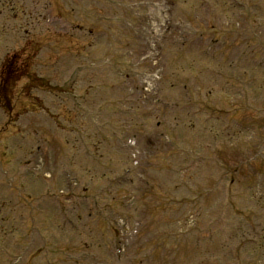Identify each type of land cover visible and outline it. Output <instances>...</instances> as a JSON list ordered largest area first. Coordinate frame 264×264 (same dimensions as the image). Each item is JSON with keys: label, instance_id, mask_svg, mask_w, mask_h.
Returning <instances> with one entry per match:
<instances>
[{"label": "rangeland", "instance_id": "rangeland-1", "mask_svg": "<svg viewBox=\"0 0 264 264\" xmlns=\"http://www.w3.org/2000/svg\"><path fill=\"white\" fill-rule=\"evenodd\" d=\"M196 0H194L195 2ZM193 2V3H194ZM187 6L186 8H188ZM182 9H180L181 11ZM202 19H204L202 17ZM67 20L65 21V24H63L62 27H65L67 25ZM256 25L258 22L255 20L253 21ZM118 27H123L121 22L118 23ZM40 25V22L36 20V28ZM51 26V25H50ZM125 29V28H124ZM126 30V29H125ZM260 35V33L258 32ZM263 33H261V36ZM254 36V35H253ZM84 38V37H83ZM174 37H169V39L166 40H160L157 44L154 45L153 49H158V54L155 56V61H157V69L158 72H156V69H154V64L147 63L146 69L143 71L145 72H152L153 75L152 78H157L154 83L155 90L159 91L158 94H155L152 99L158 98V97H164V93L166 88H168V83H170V78L173 79L177 76V72L172 73L171 71H167L166 66H169L170 60L173 61L174 66L176 67V54H170L169 52H163L162 48H170L169 46L176 48L177 41L174 40ZM37 40V38H36ZM104 40V39H103ZM256 40V41H255ZM106 41V40H104ZM258 41V42H257ZM43 41L40 42L42 44ZM78 45H82L84 41L78 40ZM26 43H29L26 41ZM194 44L199 45L201 48L203 46L200 45L197 42H192ZM248 43L250 45L255 46V51L252 54V51H248V54L244 55L238 51V49L233 48L230 51V54H228V61L231 64V68L235 70H228L226 72L220 71L216 75V85H215V93L214 99H216V102H208L209 109L221 117V121L218 122H209L204 123L198 115H195V113H184L182 107L180 106L182 100H185L186 97L190 99H196V87L194 85H190L188 88V92L185 93L182 89H179L180 93L176 94L177 99L175 100L178 103V107L174 106L172 109H175L176 111L173 112L174 118L173 119H163L160 116V120L163 122V126L161 127V130H163L165 127L171 126V138L170 143L168 145H165L163 141L161 140H155L153 141V135H150V137H139L137 136L136 142L134 146H128L126 150H129V156H127V162L126 164H121V167L117 170L114 174V176H118L121 173V169L124 166H131L132 167V174L130 175L132 178H134V174H136L141 181L144 182L145 178L148 180L150 178V185L151 196H157L158 194L155 193V190H157L158 193H164V189L166 188V193L169 194L175 198V201L177 203L188 200V198H182V193L185 191V187L183 186L185 180L193 177L196 175V179L200 176V180L198 182H202L203 184H208L210 180L214 183H218V176L210 177L208 174L211 172L210 165L213 166V168L217 172H227V170H231L234 173V176L237 177V183H239V177L244 174L245 165L247 161V155L246 153L242 156L239 155V150L242 148V146L248 144H252L251 142H254L256 139V133L252 136V134L247 131L243 127L244 125L248 124H255V121H250L251 118H240V116H248L250 115L251 107L256 111L255 115H259L257 117V121H259V124L262 123L263 117H264V103L256 102L254 98V94H256L259 91V88H264V79L259 82V85L255 83L251 87L249 86V92L248 94L252 97L251 102L254 103L253 106H251V102L247 105L248 110H243L244 106L240 108L238 112H235L234 109L238 105L237 102H243V98L240 95V92L238 89H232L227 91L225 89V85L228 86V82H225L227 79L231 77V79L238 78V82L244 83V81H248V78L252 77L254 78L256 76L252 75L251 69L253 67H256L259 59V53L264 52V37H260V39H256L254 36V40H249ZM172 44V45H171ZM189 44V43H187ZM146 46H149L148 44H145ZM21 46V43H18V47ZM263 46V48L260 50V48ZM36 46H32L29 48V51L31 52ZM196 48V47H193ZM68 53L63 52L62 56H70L72 57V60L76 57L74 55L75 52H73L72 48L67 49ZM259 52V53H258ZM106 54V52H105ZM97 55V54H96ZM100 55H102V51H100ZM98 56V55H97ZM47 58V55L44 57V59ZM82 58V57H80ZM78 59V58H77ZM240 61H236L239 60ZM35 58L32 60H26L27 65L31 61L33 62ZM175 61V62H174ZM249 61V71L245 70H239V67L243 63V66L247 69V62ZM260 61V60H259ZM151 64V65H150ZM142 65L145 66L144 63L139 64V68L142 67ZM82 66V65H81ZM263 69H264V62H263ZM177 68V67H176ZM175 68V70H177ZM199 70L200 67H197ZM248 70V69H247ZM49 71V76L52 75ZM186 72H188V69H186ZM198 73V71L196 70ZM238 73H244V74H238ZM196 74V73H195ZM200 74V73H199ZM198 74V75H199ZM42 75V74H41ZM188 75V74H187ZM45 80L40 81H46V77H48V73H44L42 75ZM146 77V73L137 74L136 78L141 79L143 77ZM36 77V76H35ZM228 77V78H226ZM86 75L82 79H85ZM31 79V78H30ZM34 81H36V78L33 79V81L29 82V79L24 80V83L27 82L30 83V85H20L18 88V91L20 93V96L23 98L19 105L20 111L15 108L14 106L12 108V111L7 108L4 109V111H0V130L4 129L0 132V264H36V263H42L43 260L48 264H60V259L63 258V254L59 252V249L61 247H64L65 241L61 240L60 238L66 235V231H63L59 228L58 223H55L54 225L51 224V227L48 223H50L49 215H51V210L49 208V205H52L53 202L52 197L53 195H58L62 193L64 196L69 195V199L71 198L70 191L66 188L63 182H59V179H62L60 176V170L62 167L60 165L65 164L66 156L70 157L72 154H66L65 147L61 139L55 138L56 136V128L59 126H67L69 131V136H66L65 143L66 146L69 147V141L71 140L73 143V139L76 137H80L81 131H84V128L81 127L79 124L75 123L76 117H65L63 120H57L58 116H53L56 113H59L58 111H53V107L47 102L48 98L46 96H42V100L40 101H32V96L36 97V89H32L31 87H36L34 85ZM137 81V80H136ZM181 82V80H178V82ZM199 81V78L197 79ZM194 82V81H193ZM206 82V80H204ZM106 84V83H104ZM207 84V82H206ZM180 86H186V84L181 83ZM198 87V85H197ZM245 87V85L243 86ZM252 88H255V93H252ZM210 90V89H209ZM208 86L199 87V91L202 93V97H209L212 95V93L208 95ZM206 91V92H205ZM0 92H2V89H0ZM198 92V91H197ZM230 92L233 97H231ZM17 93V88L15 89L14 95ZM114 93L118 96V89H114ZM252 93V94H251ZM28 95V96H27ZM104 95H107V92L104 93ZM229 95V96H228ZM107 97V96H106ZM136 97L138 100L142 102H146L147 99L143 98L142 93H137ZM27 98V99H25ZM41 98V97H40ZM162 99V98H159ZM254 99V100H253ZM101 100V99H100ZM250 100V99H249ZM15 101V100H14ZM31 101V102H30ZM204 101H209V99H206ZM211 101V100H210ZM233 102L234 105L231 104ZM105 103V102H104ZM103 103V105H104ZM111 103L108 101V104ZM115 103V106L112 104L108 105L107 109L110 110V108L116 109L117 104L113 101V104ZM27 106H26V105ZM60 104V103H58ZM202 104V103H201ZM200 104V105H201ZM12 105V104H11ZM59 106L57 103H53L52 106ZM25 106V107H22ZM21 107V108H20ZM202 109L203 107L200 106ZM28 110L31 112L29 113ZM243 110V111H242ZM134 116L140 115L141 111L134 110ZM165 112V111H164ZM163 112V113H164ZM22 115L20 117V122H17L19 115ZM62 114V113H60ZM186 114H191L187 115ZM164 115V114H160ZM55 117V118H52ZM60 117V116H59ZM224 118V119H222ZM12 119V120H10ZM16 124L14 125H7V123L13 122ZM157 119H154L152 121V125L156 123ZM174 122V123H173ZM79 123V122H78ZM195 125L191 127L192 124ZM209 124V125H208ZM20 125H23L26 129L21 127ZM243 125V126H240ZM6 128V129H5ZM32 130V131H31ZM249 130V129H248ZM34 131L40 134L38 139H36V135L34 136ZM215 133V134H213ZM55 136V137H54ZM108 136H105L104 143L107 142ZM53 141L55 144H57V153L56 155L47 154L46 151L50 150L52 148V144L47 141ZM88 142L86 141H80L79 144L74 145L75 150L78 152L79 150V163L76 164V161H71L72 164L70 165L68 163L69 159L66 161V166H68L69 171H71L72 177H74L73 182L71 183L72 190L76 191V188L83 189V185L88 186L89 190L87 194L81 195V198L78 199H71L73 206H71L70 210L63 208V211H66V214H70L71 216L74 214L84 216L87 209H89L90 205L96 201L99 200L100 194H107V197L116 198L120 197L121 193L124 191H128L125 186H120V193L115 192V188L110 186V181L108 183L104 181H96L94 180L91 184L90 182H87L85 184V181L87 178L94 179L97 175L91 173V169L95 167L94 165L100 164L99 161H97V157H92V150L93 145L96 143L99 144V146L103 145L99 141H96L94 139L88 138ZM228 140H233V144L229 143ZM39 142V146L36 147L35 143ZM228 141V142H227ZM236 141V143H235ZM31 142H33L31 144ZM23 144L26 146V148H22ZM118 144V143H117ZM33 145V149H28L29 146ZM230 145L232 146V149L230 148ZM24 146V147H25ZM246 146V147H247ZM39 149L38 151L36 149ZM122 145L117 146V148L114 146L112 150H119V153H116V151H113V155H110L108 153L105 156V161L107 160L109 162V158L113 157V161L115 159H118L120 156H122ZM244 148V147H243ZM248 148V147H247ZM78 149V150H77ZM7 152V158L9 162H4L1 157L2 151ZM87 150V154L89 153L90 156L87 157L84 153ZM106 150V149H105ZM139 150V152H137ZM30 151H34L36 153L35 157H31ZM75 152V151H73ZM72 152V153H73ZM135 153V156H134ZM133 154V156H132ZM250 156V154H248ZM2 158V159H1ZM31 158V159H29ZM235 158V159H234ZM234 159V160H233ZM30 160V161H29ZM34 162V163H33ZM4 163V164H3ZM209 163V164H204ZM36 164V172H32L33 165ZM119 164V163H118ZM202 164V165H201ZM204 164V165H203ZM249 165V164H248ZM200 166V171L197 170ZM79 167V168H78ZM244 167V168H243ZM236 168V169H234ZM1 170H3L1 172ZM88 170V172H87ZM168 172H167V171ZM248 170V169H247ZM195 171V172H194ZM251 171V169H249ZM62 172V171H61ZM23 173V174H21ZM257 173V172H255ZM3 174V175H2ZM21 174V175H20ZM23 175V176H22ZM47 175V176H46ZM145 176V178H144ZM13 179V183H9L10 179ZM89 179V180H90ZM223 185L221 186V190L219 192H216V189L214 190V193L212 197L215 199H219V201L222 204V209L217 212L214 209H207L204 211H192L194 217H201L203 220L207 219L208 217H212L207 222L203 223L201 226L202 233H205L207 230L208 225L212 224L214 222V219H216V222L218 224V227L220 231L218 233H212L216 234L215 236V244L216 248L211 249L210 253L214 254L212 256H208V258H205L206 262H211L209 264H213L212 262H216L218 264H231V262H234L231 260V256L228 254L229 250L234 249L236 251H239L240 246H237L239 244V240L245 239V241H248L246 243L244 250L241 254L239 263L241 264H256L257 261H260V264H264V204L260 203L257 198L254 196H250L247 193V198L238 199L233 198V195L235 193L234 187L231 188V186L227 183V179L224 178L223 182H221ZM260 191L263 190L262 201L264 202V179H260ZM213 184V183H212ZM139 185V184H138ZM188 185H193L195 189L201 192V187L199 189L195 187L197 183H195V180H190L188 182ZM156 186L158 189H156ZM192 186V187H193ZM13 187H17L18 189L21 188V191L17 195L13 192ZM228 189V190H227ZM262 189V190H261ZM168 190V191H167ZM183 190V191H182ZM182 191V192H181ZM181 192V193H180ZM21 193V194H20ZM69 193V194H68ZM135 196L133 200L135 202H145L148 201L146 198L147 195H145L144 189H141L140 192L135 191ZM149 193V191H147ZM164 193V194H166ZM172 193V194H171ZM19 194V195H18ZM131 194V193H130ZM88 195V199L86 200L85 197ZM230 195V197H229ZM258 195V193H257ZM64 196L61 197L62 199V205L66 204L64 200ZM127 196V195H126ZM161 196V195H158ZM162 195L161 197H163ZM168 195H166L167 197ZM169 196V197H170ZM237 196V195H236ZM239 197V196H238ZM68 199L67 197H65ZM114 198V199H115ZM178 199V200H176ZM3 202H6V204H9L10 206L14 207L16 210H20L21 215L29 214L26 217V220H30L32 216L35 219V223L33 224V227L36 228L38 225L40 232L36 233V229H28L31 226V220L30 223H23V216H20L18 214V211H13L10 215L8 212H5V207L3 206ZM34 204H33V203ZM36 202H38L36 205ZM43 203H45L47 206H43ZM229 204H235L238 209H235L232 211H229L228 207ZM242 204V205H240ZM19 205H23V207H18ZM28 205L31 207L29 208ZM148 205V204H147ZM43 206V208H41ZM75 206V208H74ZM129 206V202L127 204V207ZM24 208V209H23ZM41 208V209H40ZM129 208V207H128ZM133 208V207H132ZM245 208V209H243ZM75 211V213L73 212ZM9 210V212H12ZM83 211V212H81ZM8 213V214H6ZM129 216L131 215L130 208L128 209ZM6 216V221L5 216ZM10 216H17L19 218H16L17 221L15 222L16 225V231L13 230V226L10 227L12 223L8 221ZM13 218V217H12ZM37 219V223H36ZM82 224V227H81ZM28 225V226H27ZM26 226V233H20L22 230V227ZM212 225L209 226V228ZM5 227L8 229L6 230ZM79 229H85L88 230V226L83 224L82 222H79ZM5 231L4 233H2ZM14 232V233H13ZM64 232V234H63ZM210 232V230H209ZM144 233V231H143ZM242 233V235H240ZM163 235V232L158 233V238ZM127 237L129 235H126ZM145 238H148L147 247L149 246V242H152L153 240L150 239L149 235L146 234ZM145 238H142L144 241ZM233 238V239H232ZM220 240V242H218ZM74 241V240H73ZM140 242V239L137 240ZM77 244H80L79 242ZM219 251H218V245H220ZM16 245V246H15ZM146 244L138 245V248H144ZM131 247V246H129ZM44 248H46L44 250ZM55 248L54 253H52V249ZM88 249V248H86ZM90 252L91 250L88 249ZM168 254H172L174 249L168 248L167 249ZM96 252L95 257L99 259L97 262L103 261V253L100 251H94ZM209 252L207 248L204 249V253ZM162 252L159 250L157 251L156 255L157 258L161 257ZM38 255V257H36ZM151 255V252L149 250H145L140 257H143V261L140 263L139 256L135 255V249L134 248H127L123 251V254L121 255L123 264H178V261L171 260H158L156 263L151 262L149 260ZM81 257V255H80ZM230 259V261H229ZM125 260V261H124ZM229 261V263L227 262ZM202 261L200 262V264Z\"/></svg>", "mask_w": 264, "mask_h": 264}]
</instances>
